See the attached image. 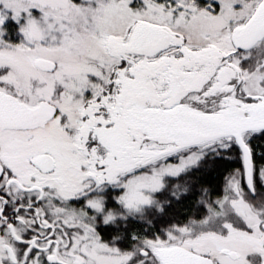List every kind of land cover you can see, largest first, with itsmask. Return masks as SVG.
<instances>
[{"label": "snow or ice", "instance_id": "1", "mask_svg": "<svg viewBox=\"0 0 264 264\" xmlns=\"http://www.w3.org/2000/svg\"><path fill=\"white\" fill-rule=\"evenodd\" d=\"M262 202L264 0H0V264H264Z\"/></svg>", "mask_w": 264, "mask_h": 264}, {"label": "trees", "instance_id": "2", "mask_svg": "<svg viewBox=\"0 0 264 264\" xmlns=\"http://www.w3.org/2000/svg\"><path fill=\"white\" fill-rule=\"evenodd\" d=\"M228 167H241V160L239 157H236L235 159H233L229 164ZM183 179V177L181 178ZM205 180H208L209 182L213 183V184H219L222 180V177L219 175L218 172H210L207 174V176L204 177ZM173 185L174 187H176V190H182L186 185L184 183L183 180H179V181H173ZM109 207H115V202L110 203L108 205ZM189 219H198V217L195 216H189ZM138 225H135L134 222L130 223L127 227H124L122 224L120 227H117L116 225H110V224H106V235L110 237L111 234L113 235H123L124 231H128L129 234H132V231L136 228H138ZM113 228V229H112ZM123 233V234H121Z\"/></svg>", "mask_w": 264, "mask_h": 264}, {"label": "flooded vegetation", "instance_id": "3", "mask_svg": "<svg viewBox=\"0 0 264 264\" xmlns=\"http://www.w3.org/2000/svg\"><path fill=\"white\" fill-rule=\"evenodd\" d=\"M105 230H106V224L101 223L97 226V231L99 232L102 240L109 243L110 245L114 244L116 247L120 248L121 250H126V249H130L134 244L132 234H129L127 230L124 231V234L122 236L120 234L119 235L111 234L110 237L109 235L108 236L106 235ZM250 259L254 261V264H259V260H260L259 254L251 256Z\"/></svg>", "mask_w": 264, "mask_h": 264}, {"label": "rangeland", "instance_id": "4", "mask_svg": "<svg viewBox=\"0 0 264 264\" xmlns=\"http://www.w3.org/2000/svg\"><path fill=\"white\" fill-rule=\"evenodd\" d=\"M13 38L15 39L16 37L14 36ZM261 208H264V202L261 203ZM208 247H209V248H214V247H215V243H214V242H213V243H210V244L208 245ZM256 255H258V254H256Z\"/></svg>", "mask_w": 264, "mask_h": 264}]
</instances>
